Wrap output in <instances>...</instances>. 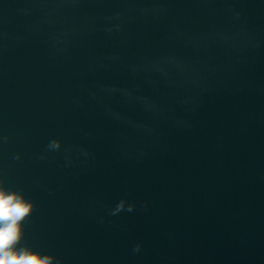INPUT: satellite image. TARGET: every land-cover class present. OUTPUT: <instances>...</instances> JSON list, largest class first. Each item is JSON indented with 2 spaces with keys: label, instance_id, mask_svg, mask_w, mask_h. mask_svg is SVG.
Returning <instances> with one entry per match:
<instances>
[{
  "label": "water",
  "instance_id": "1",
  "mask_svg": "<svg viewBox=\"0 0 264 264\" xmlns=\"http://www.w3.org/2000/svg\"><path fill=\"white\" fill-rule=\"evenodd\" d=\"M0 179L59 264H264V0H0Z\"/></svg>",
  "mask_w": 264,
  "mask_h": 264
},
{
  "label": "clouds",
  "instance_id": "2",
  "mask_svg": "<svg viewBox=\"0 0 264 264\" xmlns=\"http://www.w3.org/2000/svg\"><path fill=\"white\" fill-rule=\"evenodd\" d=\"M239 15L236 14L237 19ZM47 148L52 151L59 150L61 141L52 139ZM144 207L146 208L147 204ZM135 208V204H127L125 207V200H121L112 214L125 210L133 212ZM34 209V203L27 199L23 192L5 189L4 180L0 179V264H59L54 256L43 255L29 247H18L23 239L22 222L26 221ZM133 251L140 252L141 245H135Z\"/></svg>",
  "mask_w": 264,
  "mask_h": 264
}]
</instances>
